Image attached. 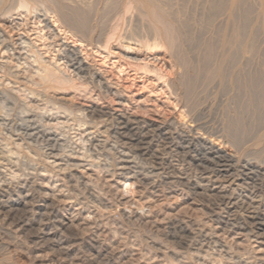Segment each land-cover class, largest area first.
I'll use <instances>...</instances> for the list:
<instances>
[{"label": "rangeland", "instance_id": "374dc122", "mask_svg": "<svg viewBox=\"0 0 264 264\" xmlns=\"http://www.w3.org/2000/svg\"><path fill=\"white\" fill-rule=\"evenodd\" d=\"M204 1L208 2V0L207 1L204 0ZM204 1L199 0V2H204ZM199 2H197L198 4H196L195 0H193V2L191 0L190 1L186 0V3L184 1V3L187 4L186 8L188 7L189 9L188 3L190 5V9H189L190 11L187 9V11H189L188 13H191L192 12L191 10L193 9L192 7H194L193 12L191 13V16L193 15V17L189 18L190 15H188L187 11H186V16L188 17V20H192L193 22L197 21V23L199 22V24L195 22L197 26H194V23H192L193 26L195 27V28L192 27V29L194 28L196 30L195 32L196 35H198L199 33L200 36L198 37L202 38L203 35L204 37H206L207 33L209 32L206 29L208 32L205 30L206 34H204L202 32L204 28L202 29L201 27L203 23L202 21L204 20V17L207 11L206 10L204 13V10L201 11V9L204 7H205L204 9H206L207 7L205 5L207 4L204 2V5H203L202 3H199ZM190 3L191 4L193 3V5H191ZM201 4L203 5V7ZM118 9L119 8H117L116 11L115 10L110 11L112 12V14L109 12L110 15L107 13L105 17L104 15L101 17L105 23L102 22V19L99 21H100V24L102 23L104 25V27L102 24L100 25L99 22L97 23V25H99L98 28H100V31L98 30L99 32L98 31L97 32L98 33L101 32V34L97 33L98 36L100 35L99 39L98 38L95 39L94 40L95 43L92 42L91 45L87 46L86 49L89 48L90 50L88 49L87 51L85 49L84 51L85 53L83 52L81 53V56H83V58L85 57L84 58L85 63L91 66L93 70L97 71V73H99V75L104 79L103 81L109 84L112 90L117 91V93L115 92L114 94H105L104 92L103 94L102 92H97L95 90L96 96H97V93H99L98 94L99 97L97 101H95L96 106L91 104L92 106H90V108L88 109L90 111L91 109L92 110L95 109V114H94L95 117L94 116L93 117H94V120H96L95 118H97L96 123L100 131H102L104 128V127L100 128L102 125L104 124L108 125L109 132L105 135V138H107V140L106 139L104 140L103 137H97L99 138L97 139L95 138V136H93L94 134L89 135L88 132L93 129H88L86 130L87 132L84 130H79V129L76 130V127H73V125L71 124L65 126L67 128L65 127L62 128L63 130L60 128L56 129L55 127H54L55 130H53V128L49 129L48 127H46L45 129V127L44 128L40 127L39 126L40 119H37V118H40L39 117L40 114H38L36 109L34 108L27 109V113L29 112V114L27 115H25L26 109H24V111L23 110L21 111V107H22L21 104L23 102H27L29 103V105L31 104L33 105L36 102V98L35 99L25 98V96L22 95L23 93L17 92L16 89L18 88H15L17 87L16 84H19L20 86H22L21 84H23L24 86L25 85L24 83L26 80L22 77L21 79L25 81H22L20 78L19 79H14L13 77L11 78V76H9L11 79H7L9 78L8 76L7 78L2 76L3 80L1 81H3V83L1 84L0 82L1 84L0 88H2L7 82H10V80H12L13 82L15 80V82L14 83L10 82L11 85L9 84L8 86H6L8 91L6 90V93L5 92L0 93V96L6 95L9 98L14 97L13 100L15 99L16 101L15 100L13 101L12 98L11 99L8 98L7 100L6 98L3 99L2 96L0 97V99H3L2 102L4 101L5 106L8 109L7 110L5 108L6 110L5 113L10 114L9 115L10 117H8L9 118L8 119L7 117H5L6 115L8 116V114L6 115L4 114L5 115L4 116L3 115L4 112L0 113L1 117L3 118V121H1L2 119H0L1 121L0 123L5 122V124H8V127L9 125H13V124L14 126L16 125L17 127L20 126L21 130H18L20 133L17 131V134H21V136L24 134V132H26L25 128L27 125L29 126L27 127L29 128V132L31 133L35 129V131L33 132L34 134L33 146L36 148L32 146L33 148L30 147L31 149H29L28 144L23 145L22 143L21 146L23 147L19 146V150H17V147L14 146L16 148L15 150V148H13L12 145H7L6 147L4 144L2 145V143H0V182H1L0 183V198H1L0 204L2 205V206L0 205V264H99V263L100 264H264V243H263L264 239L262 237H259V234L257 233L258 230L256 231L255 227L248 219V216L251 215L250 211H253L256 207H258L259 210L264 209V204H263L264 203L263 201L264 200V189H262L261 191V188H264V175L262 174L263 177L261 175H257L255 176V178H253V181H251V180L246 179V177L248 176H246L245 172H243L240 169V165L243 163L241 161H244V159H247V160L253 159L252 161H254L256 158H261L262 161L258 164L261 165L262 163L261 166L264 167V161H263L264 160V138L261 139V142H259L260 140L258 141L256 140L257 139L256 135L258 137V135L264 131V123H263L264 117L262 118L263 119V122H261L262 124H259L261 127L259 128L256 127L257 124L254 123L255 115H253L251 110H250L251 112L249 111V108H246V110L248 109L247 111H245V108H244L247 106L246 101H248V97H247L248 93L242 89H240V91L239 89L237 90L234 89V86H235L234 84H233L234 86L228 85L230 86L229 88L228 86H226L227 88L224 87L226 88L225 90L223 88L220 89L221 87L219 86L220 87L219 88L217 86L218 84L216 83H215V87H214V83L209 84L207 86L205 85V88H204V85H202L203 87L200 86L197 89L198 91H196L195 96H194L195 98L192 99V101L183 102V100L180 99L181 98L180 90L175 87L171 88L170 86H169L170 89L169 88L167 89L166 88L167 86L164 83V81H166L167 83V80L168 81L170 80L169 82H171L172 80L175 81L176 73L178 72L177 66H172V62L170 58L168 57V54L165 50L158 49V50L146 51L144 48L139 47L140 50L137 52L138 61L135 62L125 55L126 53H124L125 52L124 50L113 47L117 45L120 40V42L122 41V43L124 42L125 44L129 43L135 48L138 46L136 44V39H139L138 36L140 37L144 33V30H142L143 32L140 31L143 27L142 24L144 23L141 21V18H139L138 12L135 9L131 10L130 11L131 13L130 12L126 13L125 16H122V15L119 16L120 11L117 12ZM253 10L251 13L252 17L250 16L251 19L249 18V22H250L249 25H251L252 23V26L254 25L256 26V22L258 18H254V16L257 10L256 9H253ZM116 13L117 14L119 13L118 17L116 16L117 15ZM201 14H204V17ZM108 15L109 17H107L108 19H106V16ZM214 17H217V16H214ZM255 17H257V15ZM118 19L120 20L117 21ZM213 19L215 20V23H216L219 19L223 20V16H221V18L218 16L217 18H213ZM49 20L51 21L53 19L49 18ZM220 20L218 22H220ZM114 22L115 23L117 22V24H114ZM113 24L115 26L117 25L116 26L117 28L113 27L114 26ZM198 25H200L199 27H201V29L196 28L198 27ZM110 27H113V28H110ZM3 29L4 28H1V32ZM56 29L58 30V28ZM133 29L134 31H136V33L134 31L132 32ZM194 29L192 30L193 32L195 31ZM199 29L202 31L197 32V31H200ZM255 29H257V33H258V34L255 33L256 40L254 39L255 40L254 42L257 43V44L254 43L255 47H257L255 48V52L256 50L257 52L256 54L253 53L254 57L251 56L253 58L252 61L250 59L251 64L249 62V65L247 66L245 65L248 68H246L245 66H241V69L242 67H244L243 69L244 71H241L240 69L241 71V72L239 71L240 74L239 73L237 74L238 78L239 77L243 78L244 76H241V75L245 71L247 72L249 71L248 72L249 75L251 74V72L253 75H257L258 72H261L260 68H262V70L264 69L262 66L264 65V62H263L264 59H262V57H264L263 56L264 55V48H263L264 47V36H263L264 31H261L260 28L259 30L258 28H255ZM67 30L70 31L69 28H67ZM111 30L114 32L115 36L110 41V44L113 47L111 49L112 51L110 50L112 53L110 52V54L108 55L106 51L104 52V50L98 48V46L102 44V40H104L103 36L105 37L106 32L108 33ZM3 31L5 32L6 39L15 37L14 30H12L13 32L11 30H10L11 32L10 31L8 32V29H4ZM32 37L34 36H31V38ZM96 41L97 42L99 41V42L97 43ZM117 46H119V44ZM262 52H263V55L261 54ZM82 54H85V56ZM260 54L262 55V57H260L261 56ZM0 55H2V53ZM104 56H107V57L105 58ZM154 56L156 57L154 58ZM0 57L2 59L3 56H0ZM1 59L0 61H2ZM144 61H149L150 62L149 64L152 67L158 68L159 70L157 69V71H147V70L145 71L144 69L141 68V63H143ZM167 61H169L170 64ZM259 63H261V65ZM0 75H2L1 72H0ZM157 75H162L163 77L164 76L165 77L164 78L162 77L161 79H159ZM16 80H20L19 81L20 83L19 82L17 83ZM163 84L166 87L163 86ZM8 87H10L13 90H11ZM35 89L39 91L40 93L43 92L42 94H45V95L53 94L51 92L52 91L51 89L46 90L45 87H40V88L35 87ZM54 95L61 96L62 94L54 93ZM71 95L72 93L68 94L67 96H71ZM104 95H107V96H104ZM107 97L108 99H106ZM111 97H114V98H111ZM263 99H264V96L262 97V101H263L262 103L264 104ZM10 100L12 101L9 102ZM193 100L195 101V103ZM79 101H83V100H79ZM112 101L114 102L116 101L115 102L116 104L114 102L112 103ZM12 102L14 103L11 104ZM83 102H86V101L84 100ZM96 102L97 103L99 102V103L97 104ZM125 102L127 103L126 105L124 104ZM8 103L10 104L8 105ZM36 104H39V101H37ZM263 104L261 106V112H263L262 114L264 115V108H263L264 105ZM12 106H14V108H12ZM42 106L43 105H41V107ZM106 106L107 108L108 107H111V108L107 109ZM27 107L28 106H26L25 108ZM116 107L117 109L120 108L119 111L116 109ZM122 107L124 108L128 107V108L126 110ZM96 108L98 109V111L96 110ZM104 109L105 110L107 109V111H105ZM32 111H34L35 113ZM108 111L111 112V114ZM181 111L186 112L184 119H181L179 117V114ZM20 112L22 113L20 114ZM96 112L101 115L97 114ZM118 112H122L123 114L118 113ZM127 113L129 116L127 115ZM106 114H108L109 116ZM20 115H22L23 117ZM19 116H20V119H19ZM148 116H150L151 118H156L157 120L159 119V121H162L163 119V122H164L163 124L165 125L164 126L165 128L162 127L163 129L160 130V128L158 129V127L156 126L150 127V128L146 127L147 121L143 122L144 120L143 118L146 119V117ZM4 117L6 120L8 119L7 122L4 119ZM100 117L106 118V120L109 119L110 117L109 120H111L110 121L111 123L110 124L107 123L105 119L103 118L101 119ZM237 117L240 118V121H242L241 124L243 123V127H245L246 133L248 132L247 129L250 126L251 128L253 127L252 129L250 128L251 130L248 129L250 130L249 133H251L250 135L249 133H247L249 135L248 138H247V134L245 132L243 133L246 136L245 135L242 136V142L240 143L239 146L237 144H233V142L230 140L229 136L227 135L228 134L227 129L229 128L227 126H230L231 125L230 123H233L235 119H237ZM29 118H32V119L29 120ZM130 118H132V121L130 120ZM60 119L66 120V118L65 119L60 118ZM127 119L130 120V123L129 121H127ZM19 120H22L20 121L21 124L19 123ZM28 120L31 122H29ZM231 120H234V121H231ZM252 120L254 122H252ZM98 121H101V122L98 123ZM190 122L192 123L190 124ZM246 123L250 124V126ZM25 124L27 125L25 126ZM122 124H123V127H121ZM245 124L246 126H249L247 127V129H246ZM262 125H263V128H262ZM142 126H144L145 128ZM158 126H162V125L159 124ZM68 128H69V131H68ZM165 129H168V131L166 130V133L164 132ZM114 130H116L115 132L117 133H115ZM144 130L146 131L145 136L143 134ZM44 131L47 132L45 133V135H43ZM147 131L150 133L148 134ZM174 131H176V133ZM4 132H6V130ZM151 132H153V134ZM168 132H170L171 134ZM140 133L142 134V136H140ZM178 133H180V135ZM35 136L37 139L35 138ZM62 136L64 138L66 136V138L68 139L66 138L64 139ZM113 136L116 138H114ZM164 136H166V138ZM202 136H203V140H202ZM17 137L18 136L16 135L13 136L14 143H19L22 141L18 139ZM84 137H86V139H84ZM87 137L89 141L87 140ZM185 137H187L188 139ZM208 137L209 139L210 137L211 139L217 138L216 141L219 140V143L222 142V145L225 147L226 151L233 152L234 155L238 157L236 158V161H234L235 165L232 164V167H231L232 172H233L232 174L235 176L236 179L241 181L242 185H244L246 182V184L240 187L239 189L236 188L237 186H234V185H231V187H228V188L226 187V191H225V194H223V197L224 195L225 197L230 195L229 196L230 201L227 200V202L225 201L226 199L224 198H223L224 202L220 201L219 198L216 196H211L209 200L207 196L208 194L205 195V193L202 198L194 194L192 191L195 186H201V185L208 186V189H209L211 187L210 185L213 184V181L211 180L215 179L213 176L217 174V172L218 174L221 173L222 169H224L226 165V162L223 158L221 157L217 158V156L219 157V155L213 154V150L210 152L207 149L208 141H205V140H208ZM42 138H43V141H42ZM39 139L41 140L42 145L44 144L45 146L41 145V142ZM95 139L98 141L99 140L101 141L97 143ZM137 139H139L138 144L135 141ZM150 139H152L151 142H149ZM162 139L165 140L166 142L163 141ZM130 140L133 143L130 142ZM159 140L162 141V143H160ZM243 140L245 141L243 142ZM54 141L56 144L54 143ZM81 141H83V143L85 144L84 145L81 144ZM123 141L128 142V143L126 142L127 144H125L126 147L128 145V147H132L131 148V150L133 149L132 151L135 150L134 157L135 155H138V153L140 154V156L138 155L136 157L137 162H136V159L134 161V159L130 160L126 157L122 158L123 161H129L130 163L128 162L121 163L119 164L117 168L124 166L125 171H129V172L131 171L130 173L132 175L136 174L138 178H140L141 175H142L141 177H143V174L144 176L147 174L146 177L148 176L147 179L146 177H144L146 180L145 183L140 182L141 185L139 184L135 185L136 188L134 186L135 188L134 192L137 191L136 192L137 195L136 193L135 195L132 194L133 196L130 195L132 196L133 199L135 198L134 201L132 198H130V196H128L129 194L127 193L125 194V192H122L121 190V186L123 185L122 182L124 181V179L114 176L113 174H111L112 171L111 172L110 170L108 171L105 167L106 162L107 164L110 161L113 162V160H111L113 156L114 158H117L116 152L120 150V148L118 147H121L122 144L124 145V143H121ZM255 141H257L259 144ZM0 142L2 141L0 140ZM34 142H38L40 143V145L38 143L34 145ZM113 142H115V145H112ZM155 142L158 144L159 148H157L158 146ZM78 143L81 145H79ZM93 143L95 145V148H97V151L100 149L98 153H95L96 149L94 147L93 148L95 150L93 151V148H92ZM116 144L118 145L117 148L119 150L117 149L115 151L114 147L117 146ZM161 144L164 146H162ZM36 145L41 148L39 147L37 148ZM66 145H67V148H65ZM96 145H99L100 148L99 146H96ZM83 146L88 147L86 148L87 150L83 149L84 148ZM133 146L134 147L136 146L135 149L133 148ZM183 146L184 148H182ZM51 148L52 150H50ZM69 148L71 149L69 150ZM153 148L156 150H154ZM32 149H34L33 150L34 152L32 151ZM108 149H111V150L109 151ZM158 149L161 153L158 152ZM79 150L87 151V153H89V150H90V153L88 155H90L91 152H93L94 153L93 155L98 154L99 157L94 158L97 156L91 155L92 157L89 159L78 161L77 164L79 166L69 165L71 164V162H73V160H70V158H76L75 154L78 157L80 153H83V152H79ZM73 151L76 153H73ZM260 151H261L262 156H260L261 155L259 153ZM53 152H55L56 154ZM77 152L79 153L77 154ZM202 152L204 154H202ZM16 153L17 154L20 153V154L17 155ZM193 153H195V155ZM250 153H252V155ZM65 154L67 155L68 158H64ZM52 155L55 156L53 157L54 159L52 158ZM68 155L69 156L71 155V156L69 157ZM153 155L155 157H158V156L159 157L155 158ZM168 155L169 156L171 155L170 156L171 158ZM107 156L109 157V160L108 161L106 160L105 162V158ZM146 156L149 158L148 160ZM163 156H166L167 158ZM31 157L34 159H31ZM61 158H63V160ZM92 158L95 160L98 159L97 163L95 161L93 162L95 165L92 164V160L90 161V159ZM209 158H211V160H209ZM151 160L152 161L154 160V161L152 162ZM214 162H217V163L219 162L220 165ZM67 163H69L68 164L69 166L67 165ZM113 164H116V162L114 161ZM130 164L132 165L131 167H130ZM65 165H66V168H65ZM186 165H188L189 167ZM164 166L167 168H165ZM104 167L106 170L104 169ZM159 169L163 171L160 172ZM140 170H142L144 173ZM239 170H241V172ZM139 171L141 173H138ZM155 171H157V173ZM158 171L160 174H163L164 176L162 175L160 177V174L158 173ZM148 172L150 173V176L148 175L149 174ZM70 174L71 175L73 174V175L71 176ZM152 174L154 175L151 176ZM205 175L207 177H205ZM151 177H153V179ZM184 178L187 179V181L184 180ZM208 179L210 180V182H208L209 181ZM196 181H198L197 184H196ZM144 184H146V186ZM249 185L250 187H248ZM255 185H257L258 187H255ZM249 188H252V190L251 189L248 190ZM122 193L125 195H123ZM247 194L249 196H247ZM199 197L202 199H200ZM252 198L253 200L255 198L257 200L255 199L253 201ZM258 201L259 203H257ZM24 202L27 203L26 205H27V208L29 209L28 214L30 213L28 215V218L31 220L30 223L32 224V227H33L32 230L29 232V234L26 230H22L20 227L21 226L20 221L23 219L22 210L20 209L24 207L23 206L25 205ZM131 202H133L134 204ZM246 203H248L249 206ZM124 205L125 206L127 205L126 206L127 209ZM139 205L142 206L143 208H140ZM14 206L18 207V209ZM9 207H12V208L14 207V210L12 212H7L9 210L7 208ZM135 207L137 209H135ZM6 213H8L7 214L8 218L6 217ZM13 213H16V214L12 215ZM15 220H17L18 222L17 221L14 222ZM15 226L16 228L18 227L17 229L18 231H16ZM34 226L35 227L37 226V227L35 228ZM250 230H252V232ZM253 232L256 234H254ZM51 238L53 239V241ZM41 239L42 240L47 239L46 241L48 242L45 244V246L41 245V241H42ZM35 240L38 242L36 243ZM79 240H82V241H79ZM63 244L65 246H63ZM57 245H59L60 248H62V250L59 249L60 254L58 251L59 246ZM65 247L66 249L67 248L68 249L66 250ZM100 258L102 259V262L99 261L101 260ZM103 260L106 262H104Z\"/></svg>", "mask_w": 264, "mask_h": 264}, {"label": "bare ground", "instance_id": "6f19581e", "mask_svg": "<svg viewBox=\"0 0 264 264\" xmlns=\"http://www.w3.org/2000/svg\"><path fill=\"white\" fill-rule=\"evenodd\" d=\"M186 3V0H0V27L4 28V29H8V32L11 30H14L15 32V37H11L9 39H6V35L5 32L2 30L1 32V28H0V54L2 53L3 56L2 59L0 57V59L2 61H0V72L2 73V75H0V82L1 84L3 83L2 76L6 77L7 76H11V78L13 77L14 79H21L24 78L25 80V85L23 86V84H21L22 86H20L19 84H16L18 88L16 89L17 92H22L21 94L25 96V98H36V102L39 101V104H36V102L32 105H29V103L27 102H23L21 105V111L24 109H26V114H29V112L27 113V109L30 108H34L36 109V111L38 112V114H40V127H48L49 129L54 127L56 129H62L67 125H73V127H76V130H88V129H93L91 131H89V135H93L95 136V138L97 137H103V139L107 140V138H105V135L109 132L108 131V125L104 124L102 125L100 128L104 127L102 131L99 130V127H97V123L96 120L97 118H95L96 120H94V114H95V109H91L88 110L90 108V106L95 105V101H97L98 99V94L97 96L95 95V90L97 92H104L105 94H114L115 92L117 93V91L112 90V88L109 86V84L105 83V81H103L104 79L99 75V73H97V71L93 70L91 68V66L87 65L85 63V60L83 58V56H81V53H85V49L87 48L88 45H91L92 42H94L95 39H99L100 35L98 36L97 33L100 31V28H98L99 25H97V23L100 21L102 18V16L105 15L110 11H113L117 8H119L117 10L120 11V15L119 16H125L126 13L130 12L131 10H136L138 12L139 18H141V21L144 23L142 24V30H144V33L142 34V36H138L139 39H136V44L138 45L137 47H133L132 45H130L129 43H122V41L120 42L119 40V46L115 45L113 47L115 48H120L121 50H124L126 53L125 55L130 58L131 60L137 62L138 61V57H137V52L140 50V48H144L146 51H152V50H158V49H162L165 50L168 54V57L170 58L171 62H172V66H177L178 72L176 73V78L175 81H171L169 82L167 80L164 81L165 86L163 84V86H165L167 89L169 88V86L171 88L175 87L178 88L181 92V98L183 100V102H190L192 101V99H194L195 97V93L196 91H198L197 89L204 85H209V84H213L214 83V87H215V83L218 84L217 86L220 89H226L228 85H232L234 86V89H242L244 91H246L248 93V101L247 102V106L244 107L245 111L246 108H249V111L251 110L253 115H255V118L253 116V118L255 119V122L252 120V122L256 123L257 126L256 127H261L259 124H262L261 122H263V117L264 115L262 114L263 112H261V106H262V97L264 96V69L262 70V68H260L261 72H258L257 75H253L252 72L249 75V71H245L244 73L246 74H242V77L238 78V73L240 74L241 71H244V67L241 66H247L249 65V62L251 64L252 61V57L253 53L256 54L255 52V43L254 41L255 39V33H257V29L255 28H259L261 29V31H264V0H208V2H205L207 5H205L207 8L204 9L202 8L204 5V2H199V0H195V3L198 4L202 3V10H204V13L206 11L205 17L204 14V20L201 22L202 25V29L204 28V30H200L201 27H199L200 25H198V27L196 28H200V31L197 32H203L204 34H206V31L210 34L207 33L206 37H198L200 36V34L198 33V35H196V30L194 29V26H197V24H199V22L197 23V21H192V20H188V17L186 16V11L188 9V7L186 8V5L184 3ZM188 1V0H187ZM190 1V0H189ZM193 2V0H191ZM197 1V2H196ZM207 1V0H206ZM191 4V3H190ZM193 5V3L191 4ZM189 9H190V5L188 3ZM195 6V5H194ZM194 9V7H192ZM191 8V9H192ZM188 9V10H189ZM193 9L191 10L193 12ZM256 9L257 13L255 12V16L257 15V17L254 16V18H258L257 23L256 22V26H252L250 22H249V18L251 16L252 10ZM198 10V9H197ZM190 11V10H189ZM187 11V13L189 12ZM254 11V10H253ZM191 12V13H192ZM112 14V12H110ZM115 13V12H114ZM131 13V12H130ZM191 13H188V15H190L189 18L193 17V15L191 16ZM202 13V12H201ZM254 13V12H253ZM117 14V13H116ZM115 14V15H116ZM119 14V13H118ZM118 14L116 15L118 17ZM200 14V13H199ZM110 15V14H109ZM106 16V19H108ZM254 15V14H253ZM115 16V17H116ZM199 16V15H198ZM214 16H219L221 18V16H223V20H220V22H216L213 18H217ZM202 17V18H203ZM252 17V16H251ZM49 18L53 19V20H49ZM99 18V19H98ZM201 18V19H202ZM112 19V18H111ZM116 19V18H115ZM121 19V18H120ZM120 19H118L117 21H119ZM193 19V18H192ZM199 19V20H201ZM251 19V18H250ZM198 20V21H199ZM256 20V19H255ZM254 20V21H255ZM111 21V20H110ZM192 21V22H191ZM251 21V20H250ZM102 22H104V20L102 19ZM124 22V21H123ZM197 24H196V23ZM54 23V25H53ZM63 23V25H62ZM119 23V22H118ZM194 23V26L193 24ZM102 24V23H101ZM100 24V25H101ZM114 24H117V22ZM113 24V25H114ZM129 24V23H128ZM196 24V25H195ZM255 24V22H254ZM56 25V27H55ZM103 25V24H102ZM258 25V27H257ZM117 26V25H116ZM115 25L113 27H116ZM70 29L67 30V28ZM104 27V25H103ZM107 27V26H106ZM110 27V28H113ZM192 27H194L193 29L195 30L194 32L192 31ZM58 28V30L56 29ZM117 28V27H116ZM115 28V29H116ZM114 29V30H115ZM207 29V30H206ZM99 30V31H98ZM113 30V29H112ZM111 30V31H112ZM198 30V29H197ZM206 30V31H205ZM10 31V32H11ZM98 31V32H97ZM109 31L108 33L106 32L105 37L103 36L102 40V44H100L98 46V48L104 50V52L106 51L107 54L109 55L110 52L112 51L111 49L113 48L112 45L110 44L111 39H113L114 32ZM134 31V29L132 30V32ZM205 31V32H204ZM260 31V32H261ZM13 32V31H12ZM136 33V31H134ZM116 33V32H115ZM131 33V32H130ZM195 33V34H194ZM7 34V33H6ZM13 34V33H12ZM98 34H101L98 33ZM258 34V33H257ZM261 34V33H260ZM14 35V34H13ZM120 35V34H119ZM8 36V35H7ZM12 36V35H11ZM31 36H34L31 38ZM64 36V37H62ZM150 36V37H149ZM264 36V35H263ZM117 37V36H116ZM129 37V36H127ZM15 38V39H13ZM70 39V40H69ZM118 39V38H117ZM116 39V41H117ZM122 39V38H121ZM255 39V40H254ZM259 39V38H258ZM128 40V39H127ZM124 41V40H123ZM130 41V40H129ZM128 41V42H129ZM97 42V41H96ZM99 42V41H98ZM97 42V43H98ZM72 43V44H70ZM95 43V42H94ZM114 43V42H113ZM116 43V42H115ZM255 43V44H254ZM140 47V48H139ZM264 48V47H263ZM89 49V48H88ZM88 49H86L88 51ZM261 49V48H260ZM90 50V49H89ZM111 50V51H110ZM263 50V49H262ZM112 53V52H111ZM88 54V53H87ZM263 55V52L261 53ZM260 54V55H261ZM85 56V54H82ZM262 55L260 57H262ZM264 56V55H263ZM105 58L107 56H104ZM156 56H154L155 58ZM254 57V56H253ZM256 57V56H255ZM158 58V57H157ZM87 59V58H86ZM251 59V61H250ZM262 59H264V57H262ZM169 63V61H167ZM264 62V61H263ZM149 61H144L143 63H141V68L144 69L145 71H157L158 68L152 67ZM170 64V63H169ZM261 65V63H259ZM253 65V64H252ZM245 66V67H246ZM264 68V65H262ZM261 66V67H262ZM15 69H14V68ZM231 68V69H230ZM248 68V67H246ZM156 69V70H155ZM241 69V71H240ZM258 69V67H257ZM256 69V70H257ZM159 70V69H158ZM246 70V69H245ZM249 70V69H248ZM121 71V70H120ZM240 71V72H239ZM256 72V71H255ZM260 73V74H259ZM256 74V73H254ZM168 75V74H167ZM3 77V78H4ZM157 77L159 79H161L163 76L162 75H157ZM165 77V76H164ZM163 77V78H164ZM5 78V79H6ZM10 77L7 79H11ZM20 80H16V82L18 83ZM10 82H13L12 80H10ZM10 82H7L2 88H0V93H6L7 87ZM15 82V80H14ZM13 82V83H14ZM163 82V81H162ZM20 83V82H19ZM22 83V82H21ZM0 84V85H1ZM234 84V85H233ZM11 85V84H10ZM13 85V84H12ZM19 85V86H18ZM212 86V85H211ZM231 86V87H232ZM12 87V86H11ZM35 87L40 88V87H45V89L49 90L53 93V94H42L39 91H37L35 89ZM203 87V86H202ZM226 87V88H224ZM230 86H228L229 88ZM237 87V88H235ZM10 88V87H8ZM163 88V87H162ZM165 88V89H166ZM211 88V87H210ZM11 89V88H10ZM9 89V90H10ZM170 89V88H169ZM177 89V90H178ZM202 89V88H200ZM208 89V88H206ZM212 89V88H211ZM13 90V89H11ZM8 91V90H7ZM173 91V90H172ZM213 91V90H212ZM215 91V90H214ZM47 92V91H46ZM169 92V91H168ZM178 92V91H177ZM238 92V91H236ZM54 93H60L62 94L61 96H57L54 95ZM71 96H67L68 94H71ZM94 93V94H93ZM101 93V94H102ZM103 93V94H104ZM171 93V92H170ZM199 93V92H198ZM226 93V92H225ZM246 93V94H247ZM178 94V93H177ZM202 94V93H201ZM243 94V93H242ZM241 94V95H242ZM96 97H95V96ZM117 95V94H116ZM206 95V94H205ZM239 95V94H238ZM4 98H6L8 100V96L6 95H1ZM0 96V97H1ZM107 96V95H104ZM112 96V95H111ZM114 96V95H113ZM11 97V96H10ZM110 97V95H109ZM117 97V96H116ZM121 97V96H120ZM174 97V96H173ZM180 97V96H179ZM217 97V96H216ZM242 97V96H241ZM12 98V97H11ZM9 98V99H11ZM14 98V97H13ZM12 98V100H13ZM102 98V96H101ZM100 98V99H101ZM114 98V97H111ZM118 98V97H117ZM3 99H0V113L4 112L3 115L8 114L5 113L6 110V106L4 101L2 102ZM99 99V101H100ZM108 99V97L106 98ZM105 99V100H106ZM125 99V98H124ZM177 99V97H176ZM179 99V98H178ZM213 99V98H212ZM12 100H10L9 102H11ZM15 100V99H14ZM13 100V101H14ZM26 100V99H25ZM29 100V99H28ZM79 100H85L86 102L83 101H79ZM215 100V99H214ZM264 100V99H263ZM16 101V100H15ZM194 101V100H193ZM41 102V103H40ZM88 102V103H87ZM114 101H112L113 103ZM116 102V101H115ZM114 102V103H115ZM122 102V101H121ZM120 102V103H121ZM138 102V101H137ZM241 102V101H240ZM14 102H12L11 104H13ZM17 103V102H15ZM97 103V102H96ZM99 103V102H98ZM97 103V104H98ZM123 103V102H122ZM141 103V102H140ZM143 103V102H142ZM147 103V102H146ZM174 103V102H173ZM178 103V102H177ZM195 103V101H194ZM192 103V104H194ZM10 103H8L9 105ZM92 104V105H91ZM101 104V103H100ZM116 104V103H115ZM125 105L127 104L126 102L124 103ZM175 104V103H174ZM189 104V103H188ZM191 104V105H192ZM41 105H43L41 107ZM102 105V104H101ZM113 105V104H112ZM177 105V104H176ZM190 105V104H189ZM210 105V104H209ZM264 105V104H263ZM26 106H28L27 108H25ZM96 106V105H95ZM110 106V105H109ZM124 106V105H123ZM200 106V105H199ZM11 107V106H10ZM137 107V106H136ZM12 108H14V106H12ZM95 108V107H94ZM101 108V107H100ZM107 108V106H106ZM111 108V107H108ZM107 108V109H108ZM114 108V107H112ZM124 108V107H122ZM128 108V107H127ZM127 108L125 107L124 109L127 110ZM138 108V107H137ZM203 108V107H202ZM264 108V106H263ZM7 109V108H6ZM11 109V108H9ZM87 109V111H86ZM107 109L105 111H107ZM117 109V107H116ZM120 108H118L117 110L119 111ZM177 109V108H176ZM211 109V108H210ZM243 109V108H242ZM8 110V109H7ZM32 110V109H31ZM96 110L98 111V109L96 108ZM103 110V111H104ZM112 110V109H111ZM134 110V109H133ZM145 110V109H144ZM150 110V109H149ZM148 110V111H149ZM184 110V109H183ZM35 111V110H34ZM32 111V112H34ZM102 111V110H100ZM99 111V112H100ZM115 111V110H114ZM113 111V112H114ZM140 111V110H139ZM153 111V110H152ZM186 111V110H185ZM250 111V112H251ZM263 111V110H262ZM9 112V111H8ZM31 112V111H30ZM36 112V113H37ZM109 112V111H108ZM127 112V111H126ZM202 112V111H201ZM213 112V110H212ZM22 112H20L21 114ZM35 113V112H34ZM97 113V112H96ZM101 113V112H100ZM111 114V112H109ZM108 113V114H109ZM118 113H122V112H118ZM132 113V112H131ZM138 113V112H137ZM163 113V112H162ZM165 113V112H164ZM188 113V112H187ZM31 114V113H30ZM99 114V113H97ZM103 114V113H102ZM106 114V115H108ZM123 114V113H122ZM121 114V116H122ZM203 114V113H202ZM205 114V113H204ZM240 114V113H239ZM238 114V115H239ZM4 115V116H5ZM10 114H8V116L6 115L5 117H10ZM24 115V114H23ZM35 115V114H34ZM101 115V114H99ZM105 115V113H104ZM128 115V113H127ZM135 115V113H134ZM186 115V112L181 111L179 114V117L181 119H184ZM200 115V114H199ZM248 115V114H247ZM18 116V115H17ZM22 116V115H20ZM19 116V119H20ZM36 116V115H35ZM94 116V117H93ZM109 116V115H108ZM112 116V115H111ZM129 116V115H128ZM127 116V117H128ZM1 117V115H0ZM4 117V119H5ZM12 117V116H11ZM23 117V116H22ZM37 117V116H36ZM153 117V116H152ZM34 118V117H33ZM60 118H66V120H61ZM99 118V117H98ZM101 118V117H100ZM103 118V117H102ZM101 118V119H102ZM166 118V116H165ZM249 118V117H248ZM247 118V119H248ZM0 119H2L1 121H3V118L1 117ZM9 119V118H8ZM7 119V120H8ZM24 119V118H22ZM26 119V118H25ZM28 119V118H27ZM32 118H29V120H31ZM36 119V120H37ZM106 120V118H103ZM110 119V117H109ZM107 119V123H111L109 120ZM112 119V118H111ZM114 119V118H113ZM143 122L147 121V126L148 128L150 127H158V129L160 128L163 129L162 127H164L165 125L163 124V119L162 121H159V119L157 120L156 118H151L150 116L143 118ZM180 119V120H181ZM193 119V118H192ZM199 119V118H198ZM233 119V118H232ZM6 120V119H5ZM6 120V122H7ZM28 120V121H29ZM34 120V119H33ZM54 122H52V121ZM71 120V122H70ZM99 120V119H98ZM121 120V119H120ZM126 120V119H125ZM130 120L132 121V118H130ZM130 120L127 119V121ZM167 120V119H166ZM175 120V119H174ZM195 120V119H194ZM197 120V119H196ZM207 120V118H206ZM0 121V122H1ZM14 121V120H13ZM12 121V122H13ZM22 120H19V123ZM26 121V120H24ZM27 121V122H28ZM35 121V120H34ZM48 121V122H46ZM51 121V122H50ZM102 121V120H101ZM101 121H98L101 122ZM135 121V120H134ZM170 121V120H169ZM168 121V123H169ZM183 121V120H182ZM189 121V120H188ZM229 121V120H228ZM234 121V120H231ZM230 121V122H231ZM31 122V121H29ZM38 122V121H36ZM104 122V120H103ZM102 122V123H103ZM121 122V121H120ZM119 122V123H120ZM167 122V121H166ZM204 122V121H203ZM211 122V121H210ZM229 122V123H230ZM242 121H240V118L237 117V119H235V121L233 123H230V126L227 129V135L229 136L230 140L233 142V144H237L238 146L240 145V143L242 142V136L245 135L243 134L244 132L246 133L245 127H243V123L241 124ZM14 123V122H13ZM16 123V122H15ZM33 123V122H32ZM31 123V124H32ZM106 123V122H105ZM133 123V122H132ZM192 122H190L191 124ZM251 123V122H250ZM264 123V122H263ZM11 124V123H9ZM21 124V123H20ZM38 124V123H37ZM115 124V123H114ZM117 124V123H116ZM145 124V123H144ZM149 124V125H148ZM159 124H161L162 126H158ZM167 124V123H166ZM248 124V123H246ZM245 124V126H246ZM27 124H25L26 126ZM178 125V124H177ZM185 125V124H184ZM188 125V124H187ZM186 125V126H187ZM250 126V124H248ZM24 126V127H25ZM28 126V125H27ZM25 128L24 134L21 136V134H17L18 130H21L20 126H14L13 125H9L4 123H0V140L2 142V145L4 144L6 147L7 145H12L13 148H15L14 146L17 147V150H19V146L24 144H28L29 149L33 148V138H34V134L33 131L32 133L29 132V126ZM38 126V125H37ZM36 126V127H37ZM99 126V124H98ZM115 126V125H114ZM118 126V125H117ZM172 126V125H171ZM198 126V125H197ZM246 126V129L247 127ZM253 126V125H252ZM31 127V126H30ZM35 127V128H36ZM71 127V126H69ZM110 127V126H109ZM123 127V124L122 126ZM130 127V126H128ZM144 127V126H142ZM170 127V126H169ZM168 127V128H169ZM200 127V126H199ZM19 128V129H18ZM47 128V129H48ZM67 128V127H65ZM132 128V127H131ZM145 128V127H144ZM147 128V129H148ZM165 128V127H164ZM172 128V127H171ZM251 126L248 128L250 129ZM253 128V127H252ZM251 128V129H252ZM263 128V125H262ZM37 129V128H36ZM39 129V127H38ZM42 129V128H41ZM40 129V130H41ZM74 129V128H73ZM115 129V128H114ZM127 129V128H126ZM146 129V130H147ZM170 129V128H169ZM180 129V128H179ZM247 129V133H249V131ZM6 130V132H4ZM63 130V129H62ZM71 130V129H70ZM130 130V129H129ZM133 130V129H132ZM140 130V129H139ZM154 130V129H153ZM166 130L168 131V129H165V133ZM189 130V129H187ZM256 130V129H255ZM261 130V129H259ZM39 131V130H37ZM42 131V130H41ZM46 131V130H45ZM43 132V135H45V133L47 132ZM52 131V130H51ZM69 131V128H68ZM116 130H114L115 132ZM128 131V130H127ZM170 131V130H169ZM207 131V130H206ZM19 132V131H18ZM59 132V131H58ZM65 132V131H64ZM87 132V131H86ZM123 132V131H122ZM143 132V131H142ZM145 130H144V136H145ZM148 132V131H147ZM176 133V131H174ZM197 132V131H196ZM261 132V131H260ZM20 133V132H19ZM117 133V132H115ZM121 133V132H120ZM119 133V134H120ZM127 133V132H126ZM131 133V132H130ZM133 133V131H132ZM131 133V134H132ZM138 133V132H137ZM150 132H148L149 134ZM153 134V132H151ZM170 133V132H168ZM192 133V132H191ZM201 133V132H200ZM211 133V132H210ZM246 133V134H247ZM36 134V133H35ZM42 134V133H41ZM65 134V133H64ZM79 134V133H78ZM82 134V133H81ZM122 134V133H121ZM124 134V133H123ZM135 134V133H134ZM151 134V135H152ZM158 134V133H157ZM164 134V133H163ZM171 134V133H170ZM180 135V133H178ZM251 133H249L250 135ZM16 135L18 136L17 138L22 140L19 143H14V139L13 136ZM66 135V134H65ZM72 135V134H71ZM83 135V134H82ZM81 135V136H82ZM88 135V136H89ZM113 135V134H111ZM125 135V134H124ZM130 135V134H129ZM147 135V134H146ZM247 134V138L249 136ZM37 136V135H36ZM35 136V138H36ZM40 136V135H39ZM87 136V135H86ZM109 136V135H108ZM116 136V135H115ZM122 136V135H120ZM131 136V135H130ZM133 136V135H132ZM137 136V135H136ZM140 136H142V134L140 133ZM148 136V135H147ZM146 136V137H147ZM159 136V135H158ZM175 136V135H174ZM186 136V135H185ZM246 136V135H245ZM252 136V135H251ZM255 136V135H254ZM50 137V136H49ZM63 137V136H62ZM69 137V136H68ZM72 137V136H71ZM80 137V136H79ZM78 137V138H79ZM114 137V136H113ZM152 137V136H151ZM166 138V136H164ZM173 137V136H172ZM189 137V136H188ZM206 137V136H205ZM253 137V136H252ZM48 138V137H47ZM64 138V137H63ZM66 138V136H65ZM64 138V139H65ZM90 138V137H89ZM116 138V137H114ZM128 138V137H127ZM154 138V137H153ZM162 138V137H161ZM171 138V137H170ZM187 138V137H185ZM201 138V137H200ZM220 138V137H219ZM245 138V137H244ZM246 138V139H247ZM256 140H260L259 142H261V139L264 138V131L262 133H260L257 137L256 135ZM37 139V138H36ZM50 139V138H49ZM62 139V138H61ZM68 139V138H66ZM72 139V138H71ZM80 139V138H79ZM84 139H86V137H84ZM99 139V138H97ZM109 139V137H108ZM131 139V138H130ZM134 139V138H133ZM182 139V138H181ZM184 139V138H183ZM188 139V138H187ZM191 139V138H190ZM207 139V138H206ZM217 139V138H216ZM216 139H209L205 140L208 141V147L207 149L211 152L213 150V154L219 155V157L217 156V158H223L226 162L225 168L222 169V172L218 174H215L213 177L215 179L211 180L213 181V184H211L210 188L208 189V186H195L193 188V193L196 194L197 196H200L203 198V195L205 193V195L208 196V199L210 200L211 196H216L219 198L220 201H223V198L226 199L225 201L227 202L230 201L229 200V196L224 195L225 191H226V187H231V185L237 186L236 188H240L244 185L241 184V181L236 179L235 176L232 174V164H234V161H236V157L234 155L233 152H229L225 150V147L222 145V142L219 143V140L216 141ZM40 140V139H39ZM48 140V139H46ZM78 140V139H77ZM76 140V141H77ZM88 140V137H87ZM86 140V141H87ZM96 140V139H95ZM113 140V139H112ZM116 140V139H114ZM152 139H150L149 142H151ZM161 140V139H160ZM160 143H162V141H160ZM163 140V139H162ZM202 140H203V136H202ZM201 140V141H202ZM36 141V140H35ZM43 141V138H42ZM57 141V140H55ZM54 141V143H55ZM62 141V140H61ZM75 141V142H76ZM89 141V140H88ZM91 141V140H90ZM97 143L101 140H96ZM118 141V140H117ZM138 144L139 139L135 140ZM143 141V140H142ZM165 141V140H163ZM168 141V140H167ZM190 141V140H189ZM245 140H243L244 142ZM247 141V140H246ZM255 141V142H257ZM16 142V141H15ZM41 142V140H40ZM46 142V141H45ZM64 142V141H63ZM62 142V144H63ZM103 142V141H102ZM101 142V144H102ZM116 142V141H115ZM115 142L112 143V145H115ZM127 142V141H126ZM126 142H121L124 143V145L121 147L115 146V151L120 148L119 151L116 152V156L117 158H114V156L111 158V160H113V162L115 161L116 164H113L112 161L106 162V160H109V157L107 156L105 158V162H106V169L110 172L112 171L111 174H113L114 176H117L121 179H124V181L122 182L123 185L121 186V190L122 192H125V194H129L130 195H135L134 189L136 188L135 185H141V183H145V178L146 175L144 176V172L142 170L143 173V177L140 176V178H138L136 176V174H131L129 171H125V167H119V164L121 163H125L129 161H123L122 158L126 157L128 159H136V157L140 154L138 153V155H135L134 157V151L131 150L132 147H126L125 144H127ZM130 142H132L130 140ZM148 142V140H147ZM148 142V144H149ZM166 142V141H165ZM164 142V143H165ZM171 142V141H170ZM188 142V141H187ZM186 142V143H187ZM196 142V141H195ZM263 142V140H262ZM38 143V142H34V145ZM47 143V142H46ZM53 143V144H54ZM59 143V142H58ZM72 143V142H71ZM80 143V141H79ZM78 143V144H79ZM89 143V142H88ZM105 143V142H104ZM119 143V142H117ZM133 143V142H132ZM156 143V142H155ZM190 143V142H189ZM200 143V142H198ZM258 143V142H257ZM40 145V143H38ZM56 144V143H55ZM54 144V145H55ZM74 144V143H73ZM81 144H85L83 143V141H81ZM79 144V145H81ZM107 144V143H106ZM131 144V143H130ZM135 144V143H134ZM133 144V145H134ZM147 144V143H146ZM157 144V143H156ZM171 144V143H170ZM184 144V143H183ZM228 144V143H227ZM259 144V143H258ZM42 145V142H41ZM48 145V144H47ZM52 145V144H50ZM52 145V146H54ZM72 145V144H71ZM92 145V144H91ZM145 145V143H144ZM162 145V144H161ZM179 145V143H178ZM188 145V144H187ZM198 145V144H197ZM202 145V144H201ZM33 146V147H32ZM37 146V145H36ZM42 146H45L44 144ZM56 146V145H55ZM64 146V145H63ZM78 146V145H77ZM89 146V145H88ZM99 146V145H96ZM138 146V145H137ZM141 146V145H140ZM139 146V147H140ZM155 146V145H154ZM158 146V144H157ZM156 146V147H157ZM164 146V145H162ZM168 146V145H166ZM203 146V145H202ZM207 146V145H206ZM233 146V145H232ZM23 147V146H21ZM20 147V149H21ZM31 147V148H30ZM39 146H37L38 148ZM70 147V145H69ZM73 147V146H72ZM71 147V148H72ZM79 147V146H78ZM84 147V146H83ZM95 148V145L93 143L92 148ZM104 147V145H103ZM101 147V148H103ZM118 147V148H117ZM136 147V146H135ZM135 147L133 146V148L135 149ZM146 147V146H145ZM260 147V146H259ZM27 148V147H26ZM36 148V147H34ZM41 148V147H39ZM60 148V147H59ZM67 148V145L66 147ZM69 148V150L71 149ZM82 148V147H81ZM88 147H84L83 149H86ZM96 152L98 153L99 150L97 151V148L94 149ZM100 148V146H99ZM138 148V147H137ZM136 148V149H137ZM159 148V146L157 147ZM163 148V147H162ZM166 148V147H164ZM169 148V147H168ZM184 148V146L182 147ZM206 148V147H204ZM46 149V148H45ZM78 149V148H77ZM112 149V148H111ZM111 149H108L109 151ZM154 149V148H153ZM172 149V148H171ZM174 149V148H173ZM192 149V148H191ZM260 149V148H259ZM16 150V148H15ZM34 149H32L33 151ZM42 150V149H41ZM52 150V148L50 149ZM68 150V149H67ZM87 150V149H86ZM147 150V149H145ZM150 150V149H149ZM156 150V149H154ZM164 150V149H163ZM206 150V151H208ZM258 150V149H257ZM5 151V150H3ZM8 151V150H7ZM12 151V150H11ZM30 151V150H29ZM39 151V150H38ZM60 151V150H59ZM64 151V150H63ZM75 151V150H74ZM73 153H76L74 152ZM92 151V150H91ZM172 151V150H171ZM183 151V150H182ZM194 151V150H193ZM192 151V152H193ZM34 152V151H33ZM47 152V151H45ZM65 152V151H64ZM70 152V151H69ZM68 152V154H69ZM79 152H83L80 153L77 157V155L75 154L76 158H70V160H73V162H71V164L67 163V165H75V166H79L77 164L78 161L81 160H85V159H89L91 158L94 153L91 152L90 155H88L90 153H87V151H80ZM77 152V154L79 153ZM158 152L159 149H158ZM175 152V151H174ZM177 152V151H176ZM187 152V150H186ZM204 152V151H203ZM202 152V154H204ZM241 152V151H240ZM14 153V152H12ZM43 153V152H42ZM41 153V154H42ZM55 153V152H53ZM66 153V152H65ZM142 153V152H141ZM152 153V152H151ZM156 153V151H155ZM161 153V152H160ZM173 153V152H171ZM180 153V152H179ZM206 153V152H205ZM261 154V151L259 152ZM17 154V153H16ZM20 154V153H18ZM17 154V155H18ZM34 154V153H33ZM40 154V153H39ZM50 154V153H48ZM56 154V153H55ZM59 154V152H58ZM153 154V153H152ZM163 154V153H162ZM175 154V153H174ZM195 155V153H193ZM252 155V153H250ZM256 154V153H255ZM23 155V154H22ZM36 155V154H35ZM66 155V154H65ZM64 158H68L67 155ZM97 157L94 158H98V154H95ZM93 155V156H95ZM142 155V154H141ZM149 155V153H148ZM161 155V154H160ZM178 155V154H177ZM189 155V154H188ZM28 156V155H27ZM42 156V155H41ZM46 156V154H45ZM44 156V157H45ZM57 156V155H56ZM63 156V155H62ZM69 156V155H68ZM71 156V155H70ZM69 156V157H70ZM74 156V155H72ZM152 156V155H151ZM154 156V155H153ZM169 156V155H168ZM171 156V155H170ZM169 156V157H170ZM215 156V155H214ZM213 156V157H214ZM244 156V155H243ZM255 156V155H254ZM262 156V154L260 155ZM34 157V156H32ZM31 159H34L32 158ZM43 157V156H42ZM55 157L54 155H52V158ZM58 157V156H57ZM61 157V155H60ZM101 157V156H100ZM147 157V156H146ZM145 157V158H146ZM150 157V155H149ZM155 157V156H154ZM153 157V158H154ZM159 157V156H158ZM155 157V158H158ZM166 157V156H163ZM178 157V156H177ZM175 157V158H177ZM185 157V156H184ZM198 157V156H197ZM253 157V156H252ZM121 158V160H120ZM141 158V157H140ZM144 158V156H143ZM167 158V157H166ZM171 158V157H170ZM169 158V159H170ZM204 158V157H203ZM207 158V157H206ZM212 158V157H211ZM211 158H209V160H211ZM25 159V158H24ZM29 159V158H28ZM37 159V158H36ZM35 159V160H36ZM46 159V158H45ZM54 159V158H53ZM63 160V158H61ZM149 158L147 157V160ZM161 159V158H160ZM185 159V158H184ZM197 159V158H196ZM201 159V158H200ZM213 159V158H212ZM242 159V158H240ZM92 160V164H94L93 162L95 161L97 163V160L95 159H90V161ZM119 160V161H117ZM125 160V159H124ZM223 160V161H224ZM253 160V159H252ZM252 160H247L244 159V161L241 165H240V169L245 172V175L248 176L246 177V179L253 181V178H255V176L257 175H264V167H262V163L261 165H259L258 163H260L262 160L261 158H256L254 161ZM25 161V160H24ZM34 161V160H32ZM49 161V160H48ZM89 161V160H87ZM142 161V160H141ZM140 161V162H141ZM152 161V160H151ZM154 161V160H153ZM152 161V162H153ZM169 161V160H168ZM173 161V160H172ZM200 161V160H199ZM215 161V160H213ZM238 161V160H237ZM264 161V160H263ZM53 162V161H52ZM62 162V161H61ZM66 162V160H65ZM70 162V161H69ZM101 162V161H100ZM104 162V160H103ZM137 162V159H136ZM139 162V163H140ZM161 162V161H160ZM183 162V161H182ZM212 162V161H211ZM25 163V162H24ZM56 163V162H55ZM81 163V162H79ZM99 163V162H98ZM132 163V162H131ZM145 163V161H144ZM147 163V162H146ZM181 163V161H180ZM217 163V162H214ZM222 163V162H220ZM229 163V164H227ZM22 164V163H21ZM104 164V163H103ZM134 164V163H133ZM136 164V163H135ZM141 164V163H140ZM143 164V163H142ZM183 164V163H182ZM187 164V163H186ZM219 164V162L217 163ZM225 164V163H224ZM56 165V164H55ZM68 165V166H69ZM82 165V164H80ZM90 165V163H89ZM95 165V164H94ZM124 165V164H123ZM128 165V164H127ZM149 165V164H148ZM179 165V164H178ZM189 165V164H188ZM186 165V166H188ZM220 165V164H219ZM235 165V164H234ZM239 165V164H238ZM129 166V165H128ZM132 165L130 164V167ZM166 166V165H165ZM164 166V167H165ZM190 166V165H189ZM188 166V167H189ZM20 167V166H19ZM38 167V166H37ZM45 167V166H44ZM71 167V166H70ZM69 167V168H70ZM95 167V166H94ZM98 167V166H96ZM104 167V169H105ZM141 167V166H140ZM146 167V166H145ZM176 167V166H175ZM47 168V167H46ZM66 168V165H65ZM64 168V169H65ZM68 168V169H69ZM101 168V166H100ZM142 168V167H141ZM140 168V169H141ZM151 168V166H150ZM149 168V169H150ZM153 168V167H152ZM159 168V167H158ZM167 168V167H165ZM195 168V167H194ZM214 168V167H213ZM220 168V167H218ZM234 168V167H233ZM44 169V168H43ZM103 169V170H104ZM105 169V170H106ZM131 169V168H129ZM164 169V168H163ZM179 169V168H178ZM203 169V168H202ZM217 169V168H216ZM237 169V168H236ZM47 170V169H46ZM135 170V169H134ZM146 170V169H145ZM177 170V169H176ZM204 170V169H203ZM206 170V169H205ZM221 170V169H220ZM241 170H239L241 172ZM102 171V170H101ZM138 173H141V172ZM149 171V170H148ZM160 172H162L159 169ZM158 171V173H159ZM171 171V170H170ZM231 171V172H230ZM105 172V171H103ZM107 172V171H106ZM109 172V174H110ZM137 172V171H136ZM152 172V171H151ZM157 173V171H155ZM201 172V171H200ZM242 172V173H243ZM147 173V172H145ZM149 173V172H148ZM155 173V174H156ZM164 173V172H163ZM170 173V172H169ZM175 173V172H174ZM195 173V172H194ZM203 173V172H202ZM206 173V172H205ZM238 173V171H237ZM110 174V176H111ZM160 174V173H159ZM201 174V173H200ZM208 174V173H207ZM211 174V173H210ZM71 175V174H70ZM73 175V174H72ZM71 175V176H72ZM150 176V173L148 174ZM154 174H152L151 176H153ZM163 174H160V177ZM167 175V174H166ZM174 175V174H173ZM185 175V174H184ZM239 175V174H238ZM12 176V175H11ZM164 176V175H163ZM176 176V174H175ZM210 176V175H208ZM148 177V176H147ZM146 177V179H147ZM159 177V176H157ZM174 177V176H173ZM182 177V176H181ZM187 177V176H186ZM199 177V176H198ZM205 177H207L205 175ZM263 177V176H262ZM261 177V178H262ZM24 178V177H23ZM153 179V177H151ZM175 178V177H174ZM173 178V179H174ZM188 178V177H187ZM220 178V179H219ZM243 178V177H242ZM155 179V178H154ZM200 179V178H199ZM206 179V178H205ZM210 179V178H209ZM208 179V180H209ZM3 180V179H2ZM14 180V178H13ZM115 180V179H114ZM120 180V179H119ZM149 180V179H148ZM164 180V179H163ZM184 180L187 181V179L184 178ZM245 180V179H244ZM117 181V180H116ZM151 181V180H150ZM155 181V180H154ZM169 181V180H167ZM238 181V183H237ZM246 181V180H245ZM261 181V180H260ZM121 182V181H120ZM156 182V181H155ZM163 182V181H162ZM160 182V183H162ZM171 182V180H170ZM182 182V181H181ZM179 182V183H181ZM189 182V181H188ZM194 182V181H193ZM198 181H196L197 184ZM206 182V181H205ZM210 182V180L208 181ZM249 182V181H248ZM255 182V181H254ZM1 183V182H0ZM121 183V184H122ZM159 183V182H158ZM165 183V181H164ZM250 183V182H249ZM253 183V182H252ZM118 184V183H117ZM192 184V183H191ZM227 184V185H226ZM146 186V184H144ZM149 185V184H148ZM158 185V184H157ZM248 185V184H247ZM260 185V184H259ZM30 186V185H29ZM135 186V188H134ZM143 186V185H142ZM194 186V185H193ZM11 187V186H10ZM32 187V186H31ZM144 187V186H143ZM250 187V185L248 186ZM255 187H258L257 185H255ZM244 188V187H243ZM246 188V187H245ZM253 188V187H252ZM252 188H249L248 190H252ZM139 189V188H138ZM144 189V188H142ZM167 189V188H166ZM234 189V187H233ZM232 189V190H233ZM254 189V188H253ZM264 188H261V191ZM187 190V189H186ZM255 190V189H254ZM70 191V190H69ZM42 192V191H41ZM121 192V191H120ZM251 192V191H250ZM256 192V191H255ZM259 192V191H258ZM257 192V193H258ZM75 193V192H74ZM18 194V193H17ZM93 194V193H92ZM123 194V193H122ZM123 194V195H125ZM96 195V194H95ZM101 195V194H100ZM132 195V196H133ZM137 195V193H136ZM253 195V194H252ZM258 195V194H257ZM261 195V194H259ZM24 196V195H23ZM28 196V195H27ZM127 196V195H126ZM132 196H130V198H132ZM245 196V195H244ZM247 196H249L247 194ZM256 196V195H255ZM263 196V195H262ZM83 197V196H82ZM97 197V196H96ZM119 197V196H118ZM199 197V198H200ZM246 197V196H245ZM261 197V196H260ZM94 198V197H93ZM92 198V199H93ZM129 198V197H128ZM198 198V197H197ZM200 198V199H202ZM214 198V197H213ZM238 198V197H237ZM247 198V197H246ZM254 198V197H253ZM252 198V200H253ZM258 198V197H257ZM1 199V198H0ZM133 199V198H132ZM135 199V198H134ZM133 199V201H134ZM251 199V197H250ZM256 199V198H255ZM254 199V200H255ZM23 200V199H22ZM70 200V199H69ZM72 200V199H71ZM88 200V199H87ZM95 200V199H94ZM125 200V199H124ZM123 200V201H124ZM237 200V199H236ZM235 200V201H236ZM244 200V199H242ZM240 200V201H242ZM253 200V201H254ZM257 200V199H256ZM24 201V200H23ZM28 201V200H27ZM25 201V202H27ZM207 201V200H206ZM264 201V200H263ZM262 201V202H263ZM5 202V201H3ZM25 205H23L24 207H22V217L23 219L20 221L21 226L19 224V226L21 227L22 230H26L29 234V232L32 230V224L30 223V219L28 218V211L29 209L27 208V203H25ZM94 202V201H93ZM97 202V201H96ZM244 202V201H243ZM250 202V200H249ZM1 203V202H0ZM9 203V202H7ZM6 203V204H7ZM123 203V202H122ZM127 203V202H126ZM133 203V202H131ZM130 203V204H131ZM136 203V202H135ZM237 203V202H236ZM259 203V201L257 202ZM5 204V203H4ZM31 204V203H30ZM134 204V203H133ZM207 204V203H206ZM218 204V203H217ZM248 206L249 204L246 203ZM264 204V203H263ZM1 205V204H0ZM78 205V204H77ZM101 205V204H100ZM116 205V204H115ZM114 205V206H115ZM132 205V204H131ZM138 205V204H137ZM136 205V207H137ZM234 205V204H233ZM2 206V205H1ZM103 206V205H102ZM108 206V205H107ZM125 206V205H124ZM127 206V205H126ZM125 206V207H126ZM242 206V205H241ZM257 206V205H256ZM8 207V206H7ZM16 207V206H14ZM14 207H9L7 209H9L7 212H12L14 210ZM99 207V206H98ZM135 207V209H137ZM140 208H143L142 206L139 205ZM255 207V206H254ZM253 207V208H254ZM3 208V207H2ZM18 209V207H16ZM20 208V207H19ZM113 208V207H112ZM243 208V207H242ZM252 208V209H253ZM99 209V208H98ZM116 209V208H115ZM127 209V207H126ZM139 209V208H138ZM251 209V208H250ZM5 210V209H4ZM130 210V209H129ZM140 210V209H139ZM214 210V209H213ZM17 211V210H16ZM32 211V210H31ZM104 211V210H103ZM136 211V210H135ZM143 211V210H142ZM243 211V210H242ZM211 212V211H210ZM230 212V211H229ZM227 212V213H229ZM236 212V211H235ZM129 213V212H128ZM242 213V212H241ZM6 213V217H7ZM16 213H13L12 215H14ZM234 214V213H233ZM244 214V213H243ZM250 216H248V219L250 220V222L253 224V226L255 227L256 231L258 230V234L259 237H262L264 239V209L263 210H259L258 207H256L253 211H250ZM216 215V214H215ZM220 215V214H219ZM10 217V216H9ZM15 217V216H14ZM139 217V216H138ZM8 218V217H7ZM13 218V216H12ZM16 218V217H15ZM40 218V217H39ZM136 218V217H135ZM218 218V217H217ZM5 219V218H4ZM129 220V219H128ZM17 220H15L14 222H16ZM227 221V220H226ZM13 222V223H14ZM18 222V221H17ZM42 222V221H41ZM15 224V223H14ZM54 224V223H53ZM250 224V225H252ZM13 225V224H12ZM11 226V225H10ZM241 226V225H240ZM247 226V225H246ZM35 227V226H34ZM37 227V226H36ZM35 227V228H36ZM57 227V226H56ZM69 227V226H68ZM250 227V226H248ZM39 228V227H38ZM51 228V227H50ZM240 228V227H239ZM16 231H18V227L16 228ZM49 229V228H48ZM250 229V228H249ZM14 230V229H12ZM40 230V229H39ZM254 230V229H253ZM38 231V230H37ZM43 231V230H42ZM63 231V230H62ZM252 232V230H250ZM6 232V231H5ZM34 232V231H33ZM32 232V233H33ZM59 232V231H58ZM260 232V233H259ZM12 233V232H10ZM63 233V232H61ZM65 233V232H64ZM176 233V232H175ZM254 233V232H253ZM15 234V233H14ZM25 234V232H24ZM23 234V235H24ZM46 234V233H45ZM70 234V233H69ZM256 234V233H254ZM20 235V234H19ZM27 235V234H26ZM257 236V235H256ZM18 237V236H17ZM26 237V236H24ZM39 237V236H38ZM70 237V236H69ZM75 237V236H74ZM73 237V238H74ZM178 237V236H177ZM44 238V237H43ZM48 238V237H46ZM186 238V237H185ZM52 239V238H51ZM197 239V238H196ZM25 240V239H24ZM38 240V239H37ZM42 240V239H41ZM47 240V239H46ZM46 240H42L41 241V245L45 246V244L48 242ZM49 240V239H48ZM179 240V239H178ZM29 241V240H28ZM36 241V240H35ZM34 241V242H35ZM39 241V240H38ZM36 241V243L38 242ZM50 241V240H49ZM53 241V239H52ZM82 241V240H79ZM199 241V240H198ZM78 242V241H77ZM84 242V241H83ZM219 242V241H218ZM58 243V242H57ZM264 243V242H263ZM32 244V243H31ZM55 244V243H54ZM53 244V245H54ZM215 244V243H214ZM35 245V244H33ZM38 245V244H36ZM225 245V244H224ZM41 246V247H42ZM59 246V245H57ZM63 246H65L63 244ZM70 246V245H69ZM199 246V245H198ZM37 247V246H36ZM82 247V246H81ZM195 247V246H194ZM57 249V248H56ZM62 250V248H58V251ZM66 249V247H65ZM68 249V248H67ZM66 249V250H67ZM49 251V250H48ZM65 251V250H64ZM96 252V251H95ZM56 253V252H55ZM66 253V252H65ZM60 254V251H59ZM58 254V255H59ZM56 255V254H55ZM75 255V254H74ZM229 255V254H228ZM60 256V255H59ZM72 256V255H71ZM76 256V255H75ZM97 256V255H96ZM103 257V256H102ZM74 258V257H73ZM59 259V258H58ZM101 259V258H100ZM62 261V260H61ZM102 262V259L99 260ZM104 261V260H103ZM245 261V260H244ZM98 262V261H97ZM106 262V261H104ZM249 263V262H248ZM100 264V263H99Z\"/></svg>", "mask_w": 264, "mask_h": 264}]
</instances>
